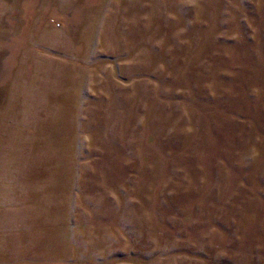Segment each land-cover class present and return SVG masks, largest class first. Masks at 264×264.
<instances>
[{
	"label": "rangeland",
	"instance_id": "374dc122",
	"mask_svg": "<svg viewBox=\"0 0 264 264\" xmlns=\"http://www.w3.org/2000/svg\"><path fill=\"white\" fill-rule=\"evenodd\" d=\"M0 215L4 264H264V0H0Z\"/></svg>",
	"mask_w": 264,
	"mask_h": 264
},
{
	"label": "crops",
	"instance_id": "0c3cea01",
	"mask_svg": "<svg viewBox=\"0 0 264 264\" xmlns=\"http://www.w3.org/2000/svg\"><path fill=\"white\" fill-rule=\"evenodd\" d=\"M4 222V216L0 215V223ZM25 228H22L21 231H19V234L21 232V235L18 237L19 242L25 243ZM16 241V231L13 228L11 229H5L4 227H0V264H4V262L9 260V256L11 255L13 249L15 247H11L10 245L13 244L15 246Z\"/></svg>",
	"mask_w": 264,
	"mask_h": 264
}]
</instances>
